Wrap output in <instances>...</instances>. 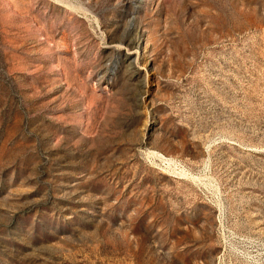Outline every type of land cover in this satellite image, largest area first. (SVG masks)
I'll list each match as a JSON object with an SVG mask.
<instances>
[{
    "label": "rangeland",
    "instance_id": "374dc122",
    "mask_svg": "<svg viewBox=\"0 0 264 264\" xmlns=\"http://www.w3.org/2000/svg\"><path fill=\"white\" fill-rule=\"evenodd\" d=\"M0 264H264V0H0Z\"/></svg>",
    "mask_w": 264,
    "mask_h": 264
}]
</instances>
